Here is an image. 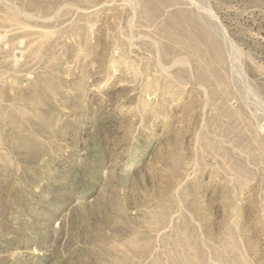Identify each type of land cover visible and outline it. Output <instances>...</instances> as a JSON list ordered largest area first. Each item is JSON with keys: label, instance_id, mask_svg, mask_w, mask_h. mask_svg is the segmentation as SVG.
I'll return each instance as SVG.
<instances>
[{"label": "rangeland", "instance_id": "obj_1", "mask_svg": "<svg viewBox=\"0 0 264 264\" xmlns=\"http://www.w3.org/2000/svg\"><path fill=\"white\" fill-rule=\"evenodd\" d=\"M2 1L0 264H264V0Z\"/></svg>", "mask_w": 264, "mask_h": 264}, {"label": "bare ground", "instance_id": "obj_2", "mask_svg": "<svg viewBox=\"0 0 264 264\" xmlns=\"http://www.w3.org/2000/svg\"><path fill=\"white\" fill-rule=\"evenodd\" d=\"M84 3H87L85 0H82ZM136 2L137 8L145 13L148 17V19L151 22H155L154 20L157 19L162 12V8L166 7H171L173 10H170L167 13V20H166V26L169 30L168 37L173 39L179 40L181 43L186 44L191 51L196 55V56H201L203 55L202 51L199 50V48L193 44L192 42L199 40L200 42H203L206 44L211 49V52H214L215 54H220L222 53V48L221 43L219 44L215 38H213L212 35L209 34V31L203 27L202 25L200 26L198 23H194L195 19L193 16L188 15L184 10H179L178 8L175 7L180 0H134ZM83 3V4H84ZM131 4V3H130ZM0 6L1 9L7 13L8 15L17 18V19H30V15L25 12L21 11L20 9H15L11 6L8 5H3V1L0 0ZM35 4L34 2L30 1L27 5L28 9L34 7ZM83 6V5H82ZM92 6V5H91ZM86 8H89V6H85ZM135 7V4H134ZM175 7V8H174ZM181 9V8H180ZM166 13V12H165ZM161 16V15H160ZM195 16V15H194ZM196 17V16H195ZM161 19V18H160ZM157 21V20H156ZM186 27L187 30L184 32H180L182 27ZM203 27V28H202ZM167 32V31H166ZM212 36V37H211ZM178 37V38H177ZM209 52V51H208ZM46 83V82H45ZM47 87V85H46ZM50 87V86H49ZM39 89V88H38ZM41 114V113H40ZM44 130V129H43ZM235 163V162H234ZM235 169V168H234ZM157 206V205H156ZM147 210V209H146ZM158 234V233H157ZM186 234V233H185ZM187 235V234H186ZM190 237V236H188ZM189 244V242H188ZM196 245V244H195ZM189 248V247H188ZM196 248V247H195ZM146 250V249H145ZM196 253V252H195ZM199 255V254H198ZM169 256V255H167ZM179 256V255H178ZM177 256V257H178ZM194 256V255H193ZM189 257V256H188ZM195 257V256H194ZM160 259V257H158ZM180 258V257H178ZM177 258V259H178ZM190 258L193 259V257L190 256ZM189 258V259H190ZM175 257L173 258L174 261ZM196 259V257L194 258ZM193 259V260H194ZM179 260V259H178ZM184 261L183 259H181ZM180 260V261H181ZM159 263L161 262V259L159 260ZM179 261V262H180ZM188 261V260H187ZM191 261V260H190ZM158 262V261H157ZM176 262V261H175ZM174 262V263H175ZM179 262H177L179 264ZM185 262V261H184ZM199 262V261H198ZM104 263V262H103ZM125 263V262H124ZM155 263V262H154ZM158 263V264H159ZM195 264V262H193ZM201 263V262H200ZM203 263V262H202ZM201 263V264H202ZM182 264V263H180ZM191 264V262H190ZM199 264V263H197ZM205 264V263H204Z\"/></svg>", "mask_w": 264, "mask_h": 264}]
</instances>
